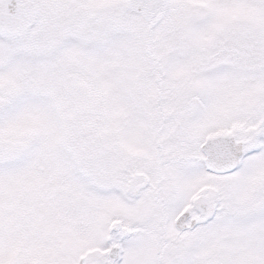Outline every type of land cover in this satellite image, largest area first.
<instances>
[{
    "label": "snow or ice",
    "instance_id": "1",
    "mask_svg": "<svg viewBox=\"0 0 264 264\" xmlns=\"http://www.w3.org/2000/svg\"><path fill=\"white\" fill-rule=\"evenodd\" d=\"M0 264H264V0H0Z\"/></svg>",
    "mask_w": 264,
    "mask_h": 264
}]
</instances>
